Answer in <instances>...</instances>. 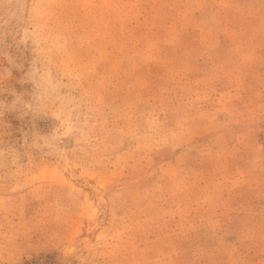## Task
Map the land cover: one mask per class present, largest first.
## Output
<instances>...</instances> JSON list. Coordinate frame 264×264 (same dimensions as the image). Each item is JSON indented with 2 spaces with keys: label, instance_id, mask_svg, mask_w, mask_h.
<instances>
[{
  "label": "rangeland",
  "instance_id": "rangeland-1",
  "mask_svg": "<svg viewBox=\"0 0 264 264\" xmlns=\"http://www.w3.org/2000/svg\"><path fill=\"white\" fill-rule=\"evenodd\" d=\"M0 264H264V0H0Z\"/></svg>",
  "mask_w": 264,
  "mask_h": 264
}]
</instances>
